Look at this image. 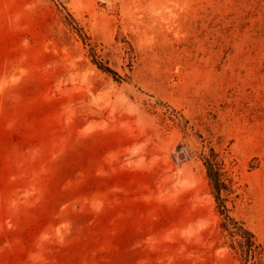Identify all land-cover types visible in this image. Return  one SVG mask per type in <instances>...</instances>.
<instances>
[{
  "label": "rangeland",
  "instance_id": "obj_1",
  "mask_svg": "<svg viewBox=\"0 0 264 264\" xmlns=\"http://www.w3.org/2000/svg\"><path fill=\"white\" fill-rule=\"evenodd\" d=\"M0 264H264V0H0Z\"/></svg>",
  "mask_w": 264,
  "mask_h": 264
},
{
  "label": "trees",
  "instance_id": "obj_2",
  "mask_svg": "<svg viewBox=\"0 0 264 264\" xmlns=\"http://www.w3.org/2000/svg\"><path fill=\"white\" fill-rule=\"evenodd\" d=\"M94 62H95V64H97V66L100 69L113 74V76H116V78L121 79V77L119 75H117V73H115L114 71H112L108 67L102 65L100 62H97L96 60ZM204 165H205V169H206V175H207L208 179L210 180V182H211V184L215 190V193H216L215 198L218 202L221 203L219 205L220 206L219 207L220 213L224 215V219H225L223 226L225 228H229L230 227L229 225L231 224V227L235 228V232L237 234H244V236H245V234H247L248 236L246 238V245H248V249H249L248 252H251V256H254L256 250H252V248H251V246L253 244V242L251 241V236H252L251 233L247 229L243 228L241 225H238L237 222L227 214V212H226L227 208L222 203V199L219 196L220 191L223 189H226V185H225V183L221 177L222 172L220 169L219 161L216 159V156L213 152L210 154V156L205 157ZM227 221H229V223Z\"/></svg>",
  "mask_w": 264,
  "mask_h": 264
}]
</instances>
